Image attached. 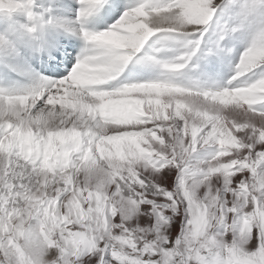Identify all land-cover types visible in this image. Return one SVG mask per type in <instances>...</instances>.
<instances>
[{"label": "snow or ice", "instance_id": "obj_1", "mask_svg": "<svg viewBox=\"0 0 264 264\" xmlns=\"http://www.w3.org/2000/svg\"><path fill=\"white\" fill-rule=\"evenodd\" d=\"M78 2L123 14L65 76L0 0L36 19L0 35V264H264V0Z\"/></svg>", "mask_w": 264, "mask_h": 264}, {"label": "bare ground", "instance_id": "obj_2", "mask_svg": "<svg viewBox=\"0 0 264 264\" xmlns=\"http://www.w3.org/2000/svg\"><path fill=\"white\" fill-rule=\"evenodd\" d=\"M66 1L67 0H33V3L34 4L36 3V6L43 8L45 11L48 12L47 14H45V12H42L38 7L36 8L37 11L36 19H38L41 15H45L47 21H50V23H46L44 25L42 31V38L44 39L52 38L59 41L60 43H72L75 45V49L72 52V64L68 67V71L64 73L65 76H67L70 73L72 67H74L75 64L77 63L78 58L83 53H85L86 50L91 49V45L83 38L81 29L89 32H101V31L109 30L107 20L104 19V12L102 10L97 14L93 15L92 17L87 18L85 21L79 22L78 21L79 12L75 11V9L74 10L72 9L74 7L73 1H71L72 2L71 6L67 5ZM98 18L99 20L100 19L101 20L97 21ZM36 19L34 20V23L36 22ZM77 23L78 25L79 23L81 24L80 29H78ZM64 27L69 28L70 31L72 32L65 29ZM151 41L152 40L149 41V44H151ZM148 51H150L149 47H148ZM133 62L129 63V65L126 67L124 72L118 77V80L112 83L123 82L124 84L126 82H129L130 80H140L142 82L143 80L150 79L154 76L152 70L144 68L142 65L136 63L135 61ZM32 68L36 72H38L41 76L49 75L48 73L40 72V69L36 67L35 64L32 65ZM230 71H231L230 69L226 70L224 76L227 75ZM49 78L62 79L63 77L57 76V77H49ZM19 79H20V83L22 84L28 81L27 78L25 77H20Z\"/></svg>", "mask_w": 264, "mask_h": 264}, {"label": "rangeland", "instance_id": "obj_3", "mask_svg": "<svg viewBox=\"0 0 264 264\" xmlns=\"http://www.w3.org/2000/svg\"><path fill=\"white\" fill-rule=\"evenodd\" d=\"M74 3V7L72 8L73 10L75 9V11L79 12L80 10V4L78 2V0H67L66 1V4L71 6L72 5V2ZM21 3H23L24 5H26L29 10H32L33 11V14H34V17L36 18L37 17V13H36V8L38 6H36V3L34 4L33 3V0H20ZM132 2H135V0H125V4L126 6L129 4V3H132ZM39 3V2H38ZM76 6V7H75ZM78 7V8H77ZM42 12H45V14H47L48 12L45 11L43 8H40L38 7ZM44 10V11H43ZM124 10H127V7H125ZM23 11V10H21ZM19 11L17 13H14V14H7V13H0V35H3V34H6L8 33V31H10L11 29L13 28H21L22 26H25V25H28L30 24L29 23V20L27 21V13L24 11L23 13ZM123 12L120 13V15H122ZM68 15V14H67ZM120 15L116 16L115 18L111 19V20H107V24L109 26V29L111 28L112 25H114L117 20L120 18ZM35 20V19H34ZM34 20L31 21V23H34ZM101 20V19H100ZM99 18L97 19V21H100ZM13 22H17V25L13 24ZM78 25V23H77ZM80 23L78 25V29H80ZM65 28V27H64ZM67 30L70 31L69 28H65ZM72 32V31H70ZM157 38L154 37V39H152L151 41V44L156 40ZM240 50H244V45H241L240 48H239V52L242 53L243 51H240ZM148 51V45L145 46V52ZM136 62V61H135ZM238 62V61H237ZM134 63V62H133ZM231 72L228 73V75H225L224 76V82H226L228 79L231 78ZM154 76L150 79H153ZM150 79H146V80H143L142 82H148V80ZM140 80H130L129 82H126L124 84H131V83H142ZM22 83H20V87L21 89L23 88H27V87H31V83L30 82H24L22 85ZM30 84V85H29Z\"/></svg>", "mask_w": 264, "mask_h": 264}]
</instances>
